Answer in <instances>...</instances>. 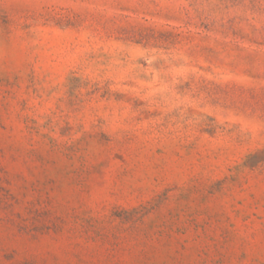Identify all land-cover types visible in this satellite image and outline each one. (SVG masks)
<instances>
[{
  "label": "rangeland",
  "instance_id": "374dc122",
  "mask_svg": "<svg viewBox=\"0 0 264 264\" xmlns=\"http://www.w3.org/2000/svg\"><path fill=\"white\" fill-rule=\"evenodd\" d=\"M0 264H264V0H0Z\"/></svg>",
  "mask_w": 264,
  "mask_h": 264
}]
</instances>
